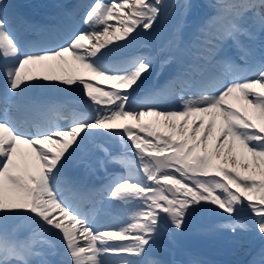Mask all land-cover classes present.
I'll use <instances>...</instances> for the list:
<instances>
[{
	"label": "snow or ice",
	"instance_id": "1",
	"mask_svg": "<svg viewBox=\"0 0 264 264\" xmlns=\"http://www.w3.org/2000/svg\"><path fill=\"white\" fill-rule=\"evenodd\" d=\"M16 7L0 0V264H52L46 256L57 250L62 264H109L113 256L120 258L112 264H145L166 228L182 231L198 213L221 217L218 227L234 235L264 240V55L257 58L254 47L260 38L264 51V0H216L191 44L174 40L164 61L177 65L169 107L159 102L160 88L140 94L152 72L150 54L111 62L141 32L154 31L166 0H90L82 5L83 30L69 26L60 43L43 41L34 50L19 38ZM66 54L111 87L32 74ZM77 87L87 113H71L67 126L41 122L49 106L30 92ZM145 117L154 121L142 124ZM107 141L123 145L139 164L113 155ZM89 152L98 154L100 167L119 162L127 170L107 185L108 198L128 207L119 226L65 198L84 194L78 172L91 165L79 158ZM20 220L31 229L23 241L7 232ZM253 264H264V253Z\"/></svg>",
	"mask_w": 264,
	"mask_h": 264
},
{
	"label": "rangeland",
	"instance_id": "2",
	"mask_svg": "<svg viewBox=\"0 0 264 264\" xmlns=\"http://www.w3.org/2000/svg\"><path fill=\"white\" fill-rule=\"evenodd\" d=\"M211 2L212 0H166L168 7L158 24L154 26V31L141 32L137 39L127 49H132L130 47H136L137 44L142 45L147 50L146 55H149L150 48H148L147 44L150 45L154 40H157V45L159 46L158 52L160 55L164 56L166 54V56L169 57L174 50V40L176 38L182 41V46L184 43L187 44L189 41H192L193 38L196 37L198 29L214 14L215 9L211 6ZM186 4H191L193 7L187 9L185 7ZM257 42L259 41H256V43ZM254 47L257 49L256 45ZM261 52L264 53V51ZM142 54L145 55L143 50ZM155 78L157 80L161 79L158 75H156ZM141 91L142 90H140V92ZM164 100L169 101V103H174L171 93L166 96ZM132 125L137 127L135 122ZM105 146L110 149V152H112V150L114 152L118 150L115 154L125 152V154L129 153V156L134 157L124 146L114 144L112 141L105 142ZM24 151H27L26 147ZM84 157H86L87 161H89L88 163L91 165V175H94V173L96 174L97 171L94 169L95 166L98 165L96 163L97 160L94 159L100 157L95 152L85 153ZM133 162H137L135 157ZM94 163H96V165ZM110 163L111 167L114 168L120 169L122 166L118 162ZM101 171L103 172V169ZM105 189H107V187ZM107 192L108 189L101 199V205L97 206L96 216L93 218H100L106 215V213H110V211L117 213L120 209L125 207L117 206L115 201H111L108 198ZM107 203L110 205H106ZM103 206H106V208ZM224 222L225 221L221 217L212 213H198L187 219L182 231L177 232L173 229L174 234L176 233V237H173L165 231L164 233H168V235L172 236V239H176V244L174 240V246L170 249L176 253L174 255L172 254L169 258L171 263L180 264L176 261L181 260V264H195V262H197V264H245L246 261H248L246 264H253L254 261H259L261 253H264V240L253 233L234 235L229 231L222 230L218 226ZM27 226L29 227L28 222ZM19 227L20 226L16 227L17 231L14 228L10 233H15L16 236L22 237V234H24L22 232L23 228L20 229L21 227Z\"/></svg>",
	"mask_w": 264,
	"mask_h": 264
},
{
	"label": "bare ground",
	"instance_id": "3",
	"mask_svg": "<svg viewBox=\"0 0 264 264\" xmlns=\"http://www.w3.org/2000/svg\"><path fill=\"white\" fill-rule=\"evenodd\" d=\"M41 1L42 0H40V2ZM59 1H60L59 7L68 4V6L72 8V11L75 12L77 19L83 18L84 9H83L82 5L90 2V0H59ZM6 3H8V4L12 3V5H13V3L17 4L19 2H15V0H6ZM48 4L50 5V3H48ZM13 11H15V9ZM15 12L17 13V11H15ZM54 13L57 14L56 9L54 10ZM54 19H56L57 23L61 26L59 29L50 30V33L55 32L57 30H60V31H62V33L64 35V33L66 31V27H69V26H71L73 29H75L77 31L84 29L82 27L83 26V19L81 21L80 26H79V22H76V23H78V24H76L74 21L70 20L69 18L67 20H64L63 22H59V19L57 16H55ZM15 26L17 28L18 35H19V38L21 40H25L24 36H26L27 33L32 32V30L34 28L38 29L39 33H42V31H44L41 26H38V24H36L34 22V19L21 17V16H19V14H18V19L15 20ZM153 33H155V32H153ZM50 40H52L53 43H56L60 39L56 35L53 39H50ZM194 40H195V37L193 38L192 41H189L187 44L184 43V45H189ZM24 44H25L26 48L29 50L28 45L25 42H24ZM147 46H148V48H150L149 54L153 57V61H152L153 66H152V72L150 75H148V78L145 80L142 88L145 89V91L146 90L149 91V90L154 89L155 86L158 84V81H159L155 78L156 75H158L161 77L160 80H163L165 87H166V89H164L163 92L165 91L168 93V95H170L169 81H170L171 76H173L177 72V65H174L171 63L170 64L164 63L165 59L168 58V56H166V54L164 56L160 55V53L158 52L159 46L157 45V40L156 41L154 40V42L150 43V45L147 44ZM130 48H132V49L126 48V49L122 50L120 53L117 54L116 57H113L111 62H115V61H118L120 59L129 57V56L141 55L142 50L145 52V55H146L147 50L142 45L137 44L136 47L134 46V47H130ZM173 52H174V50L172 51V53ZM48 63L52 65L51 69H35V70H33L32 74L37 75V76H43V75L58 76L61 79H66V78L80 79V78H83V79H87V80L92 81L94 84H98L102 88L111 87L109 82L99 80L98 78L91 76L86 70L81 68L77 64V62H75L72 59V57L70 55L66 54V56L64 57L63 60L50 61ZM26 71H27V69H26ZM3 83H4L3 79L0 78V92L3 91ZM142 88H141V90H142ZM94 94H97V93L94 92ZM29 96L32 99H34V100H36V101H38L44 105L49 106V110L46 111L40 117L41 122H43V123H51L52 124V123L57 121L55 125L67 126L68 122L63 123L60 120V117L62 116V114H59L56 116L51 114V111H56L57 109L58 110L62 109L63 111L70 112V115H71V113L75 112L76 109L81 108V106L84 107V109L87 112L89 111V106H88V103L86 102L87 98L82 94V92L80 91V89L78 87L75 89V91H65L63 88L51 89V90L41 89V90L36 91V92H30ZM42 96H45V99L43 102L39 101V97H42ZM48 100H50L51 103L46 104L48 102ZM64 100L68 101L70 106L72 104H74L75 106H77V108L75 107V110H73V108H71V107H69V108L64 107L62 105V102ZM159 102L161 103V106H164V107L175 106L174 103L169 105L168 101H165V100L164 101L159 100ZM153 121H154L153 117H145L141 120V123L142 124L145 123L147 125V124H151ZM134 122L135 121H124L121 123H127V124L132 125V124H134ZM220 123H221L220 120L217 119V125H216L217 131L220 127ZM189 127H191V125H189ZM160 131H166V130L160 129ZM114 147H115V145H114ZM26 150L30 151L27 148H26ZM117 151L118 150H116L115 152L117 153ZM116 156H118V154ZM84 159L85 158H83L82 160H84ZM120 159H123V158H120ZM124 159H128V158L124 156ZM94 160H97V158ZM129 160H131V159H129ZM249 160H250V158H249ZM217 163H219V161H217ZM94 164L96 165V163H94ZM80 168H83V167H80ZM84 168H85V173L83 175V178H86L85 185L83 186V188L85 190L84 194L80 197H74L70 193H65V198L68 199L70 203H72L73 207H76L82 213L85 209L86 210L91 209L92 207H95L97 204L101 205V201L99 200L98 195H100L102 193V187H103L102 183L100 181L98 182V178L100 176L99 173L102 172L101 171L102 169L98 166H95L94 170H96L99 175L97 173L96 174L94 173V175H91L92 173H90V172H92V171H90L91 170L90 167H84ZM134 170H136V169H134ZM126 171L123 174L115 172L112 174L113 176H108V177H119L121 175L126 174ZM88 178H89V184H87ZM103 185H105V184H103ZM92 197L93 198L95 197V199H96L95 202L93 203L94 205L92 204L91 201L89 202V198H92ZM87 202H89V203H87ZM84 203H86V204L84 205ZM108 204L109 203H107L106 205H108ZM104 208H106V206ZM82 209H84V210H82ZM128 215H129L128 207L125 206L124 208L120 209L117 213L110 211V213L108 212V213H106V215H103L100 218L98 217V218H94V219H97L98 221H100L103 224L119 226L122 222H124L128 219ZM18 226L21 227V228L19 227L20 229L23 228L22 232L24 234L21 233L22 237L16 236L15 233H13V234L10 233V231H12V229L15 228V230H16L17 229L16 227H18ZM7 232H8L9 237L23 241L29 237V235L31 233V229H30V227L27 226V222L20 220V221H16L14 223H11L7 229ZM164 232L161 234L159 240L153 245L152 249H154V250L157 249L158 253L165 255V258H163V260H161V261L157 260L154 253H152V249H151L150 253L145 257V262H148L149 264H154V262H158V264H173V263H171L169 258L172 256V254L174 255L176 253H174L170 249L172 246H174L173 245L174 240H175V244H176V239H172V236H170V235H168V233H164ZM19 236H21V235H19ZM43 251L45 253H48V252H50V249L45 248V249H43ZM155 254H156V252H155ZM119 258L120 257H115V256L109 257V264H112L113 261H115ZM125 258L134 259V257H125ZM46 259L51 261L52 264H62V261L65 259V257L61 254V252L59 250H57L56 254L47 255ZM172 259H174V258H172Z\"/></svg>",
	"mask_w": 264,
	"mask_h": 264
}]
</instances>
